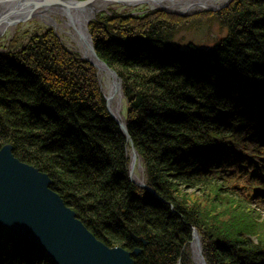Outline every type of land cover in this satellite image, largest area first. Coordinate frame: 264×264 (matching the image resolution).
Wrapping results in <instances>:
<instances>
[{
  "label": "trees",
  "instance_id": "16d2710c",
  "mask_svg": "<svg viewBox=\"0 0 264 264\" xmlns=\"http://www.w3.org/2000/svg\"><path fill=\"white\" fill-rule=\"evenodd\" d=\"M114 15L88 30L120 80L126 134L95 68L48 29L0 52V148L46 174L98 241L141 249L134 264H193V230L206 264H264V221L245 209L264 208V0H233L216 17L225 35L205 50L169 45L147 14ZM131 146L153 194L130 181ZM222 182L238 199L214 212L184 195ZM0 264L54 263L0 227Z\"/></svg>",
  "mask_w": 264,
  "mask_h": 264
},
{
  "label": "water",
  "instance_id": "95a60500",
  "mask_svg": "<svg viewBox=\"0 0 264 264\" xmlns=\"http://www.w3.org/2000/svg\"><path fill=\"white\" fill-rule=\"evenodd\" d=\"M46 1L62 5H84L91 0ZM17 3L11 4L7 9H13L11 7ZM13 13L14 10L0 21V35L11 21ZM85 33L87 34L86 30ZM91 49L93 51L92 47ZM101 64L107 68L103 62ZM109 71L117 79L114 71ZM119 127L126 134L124 126L119 124ZM134 153L135 149L131 146V155ZM50 183L46 174L19 161L13 155L10 144L2 146L0 227L14 236L28 240L54 264H134L133 258L141 253V249L128 252L121 247H107L98 241L76 217L75 212L50 189ZM140 187L152 193L146 186ZM136 241L146 244L142 239Z\"/></svg>",
  "mask_w": 264,
  "mask_h": 264
},
{
  "label": "rangeland",
  "instance_id": "374dc122",
  "mask_svg": "<svg viewBox=\"0 0 264 264\" xmlns=\"http://www.w3.org/2000/svg\"><path fill=\"white\" fill-rule=\"evenodd\" d=\"M198 2L199 3L197 4L199 5H196L194 9L186 13H182L178 10H181L182 7H186V3L180 5V7H177L176 10H166L163 8H151L146 4H142L139 6H130L124 1H118L109 4L105 9L98 11L93 16V18L87 23L85 30L87 31L91 47L93 48L91 35L89 33L88 28L89 25H91L97 19V16L101 18H106L111 16L113 17L114 14H117L114 16L141 19L138 17H143L147 14V16L153 21L158 20L160 21V24H166L163 25L166 28L164 33L172 36L169 37V45L177 47L183 51H190L193 49L205 50L211 47L212 44H214L217 40H219L225 35V30L216 17L220 12L225 10L231 2L224 7L217 8H207L204 5L201 6L205 3L204 1L202 2V0H198ZM3 7L5 9L6 5H1L0 7V18L3 17ZM27 12V15L19 19L15 17V14H13L11 21L5 26L3 32L0 35V52H7V50L17 51L23 46H25V44H27L31 37L35 35H40L48 29L52 30L69 51L77 54L80 58L89 62L95 68L98 83L106 100L107 110L109 114L111 115L109 109H113L117 104L120 109V115L124 120L126 113V102L122 94L120 80H118L120 83V96L118 97V94L111 90L112 79L107 77L104 72L98 70V68L92 62L83 57V54L85 53L86 49L84 36L83 34H81L79 29L73 24V22L59 13L47 12L46 9L42 6H35L31 9V11L27 10ZM168 17L179 19H173L174 21H168ZM121 19L122 18H119V20ZM93 53L95 54V51ZM95 56L97 57L96 54ZM97 59L101 61L98 57ZM106 67L107 68L104 67L106 70H112L107 65ZM110 94H112L111 101H109ZM134 154H136V152ZM128 157H134V155H131V147L130 150H128ZM131 159L132 158H130L128 165V175L129 173H131L135 178L143 181V186H146L144 184L145 175L140 158L136 156L133 171L129 170L131 167ZM138 185L140 186V184ZM215 186L217 187L216 191L212 188L211 191H208L207 193L205 192V194L204 192L200 191H188L184 193V195H192L190 200L197 199L195 194L193 195V193H196L197 195H204L205 197L202 198L201 204L199 206L208 212H214V208H218V206L216 205L220 204L226 197H233L238 199L236 197V194L234 195L232 193V190L230 191L228 187L223 184V182L221 184H215ZM247 206V208L245 207L247 211L248 209L253 210V213L258 217L260 216L261 219L264 221V208H261L260 206H257L255 204H248ZM195 235L198 236L199 239V250L201 257L200 235L195 230H193L192 244L190 246V257L193 264H196L192 254L193 238Z\"/></svg>",
  "mask_w": 264,
  "mask_h": 264
},
{
  "label": "bare ground",
  "instance_id": "6f19581e",
  "mask_svg": "<svg viewBox=\"0 0 264 264\" xmlns=\"http://www.w3.org/2000/svg\"><path fill=\"white\" fill-rule=\"evenodd\" d=\"M118 1H124L130 6H139L142 4H146L151 8H163L166 10H176L177 7H180V5L187 4L186 7H182L181 10H178L182 13H186L198 6L199 3L198 0H91L87 2L84 5H62V4H53L46 0H0V7L1 5H6L5 9L2 8V18L1 20H4L6 17V14H11L14 10L15 17L16 18H22L23 16L27 15V10H30L34 8L35 6H42L46 9L47 12H54L59 13L61 15H64L69 20L73 22V24L79 29L81 34L84 36L85 40V53L83 54V57L88 59L90 62H92L98 70L101 72H104L105 75L112 79L111 84V90L113 92H116L118 94V97L120 96V83L117 79H114L113 73L106 70L101 62L97 59L95 54L93 53L91 49V43L89 40L88 35L85 33V29L87 26V23L93 18V16L100 10L105 9L109 4H112L114 2ZM205 2L201 6H205L207 8H217V7H224L227 4H229L232 0H202V2ZM17 3L16 6H12L7 12V7L10 4ZM5 10V12H4ZM4 12V13H3ZM9 16V15H8ZM115 73V72H114ZM116 74V73H115ZM117 76V75H116ZM112 94H110L109 101L112 100ZM116 101V100H115ZM111 116L121 125L124 126V120L122 116L120 115V109L119 106L116 104V106L113 109H109ZM136 154H134V157H130L131 164H130V170L133 171L134 165H135V159ZM129 178L132 183H134L136 186L140 187L138 184L143 185V181L140 179L135 178L131 173H129ZM141 188V187H140ZM199 239L198 236H194L193 238V248H192V254L193 258L196 264H206L203 259L200 257V250H199Z\"/></svg>",
  "mask_w": 264,
  "mask_h": 264
}]
</instances>
